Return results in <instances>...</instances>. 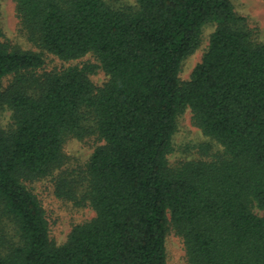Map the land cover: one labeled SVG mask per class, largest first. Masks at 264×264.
<instances>
[{"label": "trees", "instance_id": "obj_1", "mask_svg": "<svg viewBox=\"0 0 264 264\" xmlns=\"http://www.w3.org/2000/svg\"><path fill=\"white\" fill-rule=\"evenodd\" d=\"M135 1L15 0L21 31L42 51L0 40V109L12 111L0 127V264H167L170 226L189 264H264V43L231 0ZM208 24V47L181 81ZM43 51L98 62L46 71ZM98 68L108 76L99 87ZM188 107L223 150L172 167ZM91 133L103 143L79 181L96 215L56 245L25 182L65 164L67 136ZM74 182L58 176L56 194L77 198Z\"/></svg>", "mask_w": 264, "mask_h": 264}, {"label": "rangeland", "instance_id": "obj_2", "mask_svg": "<svg viewBox=\"0 0 264 264\" xmlns=\"http://www.w3.org/2000/svg\"><path fill=\"white\" fill-rule=\"evenodd\" d=\"M114 6H135V0H105ZM235 10L241 16L246 17L247 26L253 33V38L264 43V0H231ZM214 25L208 24L204 27L199 47L188 55L181 64L179 77L186 81L194 67L201 61L209 43L210 34ZM0 40L11 46H17L24 50L42 51L33 44L20 29L19 17L16 11L15 0H0ZM45 64L43 70H60L64 67L86 63H97L94 54L88 53L75 60H62L56 55L43 51ZM96 86H102L108 79L102 69L90 75ZM11 76L5 78V83ZM91 123V122H90ZM12 124V111L4 105L0 109V127L10 128ZM103 140L96 134L91 133L80 139L76 136H67L64 141L65 164L55 172L54 175L26 181V185L39 198L49 225L50 239L61 245L68 239L74 226L85 223L95 217L96 212L87 200L83 198L84 184L79 181L83 179L87 163L95 148L102 144ZM223 147L215 140L205 135L193 121V113L188 107L179 112L176 117V130L173 134V150L168 155L169 164L176 167L183 161L193 159L210 160L221 153ZM61 174V175H60ZM66 176L69 180L76 179L78 185L77 198L66 199L59 197L55 192V182L58 176ZM82 198V199H81ZM252 209L261 215L263 211L254 202ZM167 264H189L183 238L170 226L166 236Z\"/></svg>", "mask_w": 264, "mask_h": 264}]
</instances>
